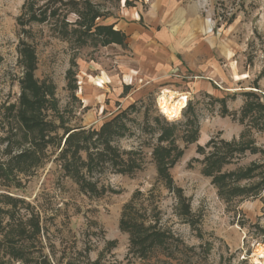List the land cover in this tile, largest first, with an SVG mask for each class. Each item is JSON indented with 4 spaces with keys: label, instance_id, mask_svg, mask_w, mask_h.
Listing matches in <instances>:
<instances>
[{
    "label": "rangeland",
    "instance_id": "1",
    "mask_svg": "<svg viewBox=\"0 0 264 264\" xmlns=\"http://www.w3.org/2000/svg\"><path fill=\"white\" fill-rule=\"evenodd\" d=\"M80 12L133 38L102 47L80 31ZM31 62L47 101L39 108L25 82ZM164 91L185 98L176 118L161 113ZM250 101L264 106V0H0V264H256L264 129L243 118ZM188 104L199 130L191 144L181 128ZM124 110L127 130L111 146L140 167L119 174L104 165L86 175L103 193H84L57 159L63 134L98 131ZM163 119L179 127L183 155L169 172L183 203L151 158ZM223 143L251 148L235 152L222 173L258 167L228 180L227 189H245L236 197L219 196L202 174L204 156ZM89 144L90 154L104 147L96 136ZM130 201L141 206L140 222L170 236L144 262L130 256L119 228ZM37 223L38 236L23 235Z\"/></svg>",
    "mask_w": 264,
    "mask_h": 264
},
{
    "label": "trees",
    "instance_id": "2",
    "mask_svg": "<svg viewBox=\"0 0 264 264\" xmlns=\"http://www.w3.org/2000/svg\"><path fill=\"white\" fill-rule=\"evenodd\" d=\"M97 17V15H92L90 17L92 19L86 21L85 18H88V16L81 12L78 13V18H80L78 27L80 31H83V35L99 38V44L102 47L113 44L121 47L124 46L126 36L120 31L114 30L112 26L94 25V19ZM32 62L29 66L28 73L25 76V82L30 86L33 95V102L39 108L40 106L42 107L44 103H47V101L42 98L45 94L42 93L41 89L33 79L32 74L34 67L31 66ZM49 95H51L50 92ZM244 95L247 97L255 96L252 92L245 93ZM132 107L133 106L131 105L129 108ZM126 111L127 110L120 112L110 121L104 123L98 131H86L83 128H76L64 132L62 137L64 144L57 159L62 163L61 168L64 174L73 180L82 192L96 195L103 193V190H98L96 184L88 180L86 175L92 174L93 171H102L104 165H109L119 174H130L140 167L135 159H132L131 157L123 159V153L121 154L118 149L111 146V140L123 136L127 130L123 122L126 117ZM262 113H264V106L260 102L250 101L249 103H245L243 108V118L251 117L255 126L264 129V115ZM183 115L187 116V119L181 126V128H184L182 140L189 144L195 143L198 139V122L197 117L189 104L185 107ZM31 124L36 127L39 122L31 121ZM157 125L158 135L156 145L151 151V158L158 178L164 183V186L169 192L176 195L178 202L183 203L185 200L182 196V191L174 186L169 172L183 155V150L177 145V133L179 127L177 124L169 123L164 119L163 121H158ZM92 136H96V141L104 146L103 149L100 152H96V154L89 153V143L92 140ZM221 145L222 148L214 146L212 152L204 156L202 160V174L212 179V184L218 189L219 196L222 197L228 195V197H236L237 195L243 194L245 189L237 187L230 188V186L227 189L226 185L229 184L228 180L233 177H235L236 180L247 179L252 176L253 171L258 167L254 165L251 168L236 174L222 173L221 168L229 163V159L232 158L235 152H241L242 150L251 147L243 146V144L235 146L229 143H223ZM197 151L198 153L202 152L204 155L202 148L197 147ZM83 152L86 154V160L82 159ZM127 155L131 156L133 153L129 152ZM137 196H141V194H136L134 198ZM132 201L123 207L119 228L122 232H126L129 235L130 256L133 257L134 260L144 262L150 258L154 250L164 248L170 236L159 229H153L150 228V226L147 227L143 222H140L142 219L141 206ZM137 207L139 208L137 209ZM184 209L185 215H188V205L184 206ZM29 227L30 231L25 227L21 229L23 235H27L28 233L31 234L33 232L35 235H39L41 231L39 223L35 225L31 224ZM91 264H99V261H95Z\"/></svg>",
    "mask_w": 264,
    "mask_h": 264
},
{
    "label": "bare ground",
    "instance_id": "3",
    "mask_svg": "<svg viewBox=\"0 0 264 264\" xmlns=\"http://www.w3.org/2000/svg\"><path fill=\"white\" fill-rule=\"evenodd\" d=\"M169 92H163L158 97V106L161 110V113L167 118H176L179 116L180 111L183 107L185 98L168 96ZM264 256V246L258 245L256 249V264H261L259 259H262Z\"/></svg>",
    "mask_w": 264,
    "mask_h": 264
},
{
    "label": "crops",
    "instance_id": "4",
    "mask_svg": "<svg viewBox=\"0 0 264 264\" xmlns=\"http://www.w3.org/2000/svg\"><path fill=\"white\" fill-rule=\"evenodd\" d=\"M117 31H120L121 33H123L126 36V39L133 38V36L129 35V33L127 32H122L121 30H117Z\"/></svg>",
    "mask_w": 264,
    "mask_h": 264
}]
</instances>
